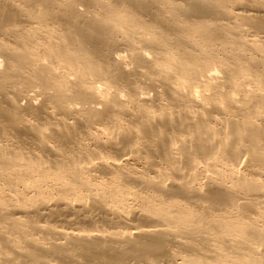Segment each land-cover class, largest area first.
Segmentation results:
<instances>
[{"label": "bare ground", "instance_id": "6f19581e", "mask_svg": "<svg viewBox=\"0 0 264 264\" xmlns=\"http://www.w3.org/2000/svg\"><path fill=\"white\" fill-rule=\"evenodd\" d=\"M241 4L0 0V264H264V53L237 39L264 0Z\"/></svg>", "mask_w": 264, "mask_h": 264}, {"label": "rangeland", "instance_id": "374dc122", "mask_svg": "<svg viewBox=\"0 0 264 264\" xmlns=\"http://www.w3.org/2000/svg\"><path fill=\"white\" fill-rule=\"evenodd\" d=\"M241 1V5H243V2L245 0H239ZM239 37L237 39H242V40H245L247 41L248 45L244 44V48L247 49V52L250 54V55H254L255 57H259L261 56L264 51L259 49V45L261 43H264V28L262 30H255L250 24L246 23L245 21H240L239 22ZM251 40H256L257 43H253L251 42ZM30 94H31V97L33 99V101L37 104V105H41L43 103V96L40 95V90L39 88H36L34 90H32V87H31V90H30ZM22 103L25 105L27 104V101L26 100H23ZM251 170L249 171L247 166L245 165V163L241 162L239 163V175L240 176H248V178H253L252 175H254V173H250ZM255 177H258V178H264V173H262L261 175L260 174H256ZM231 178V176H230ZM202 180H205V178H203ZM200 183L202 184V181L201 179H198L197 181L194 182V186L196 185L197 187L198 186H201ZM35 193V192H34ZM33 194V192H32ZM36 194V193H35ZM56 196H58V194H56ZM15 203H17V200L15 199L14 200ZM38 204V203H37ZM17 205H21V203H18ZM35 202L33 203L32 202V208L35 206ZM254 218L256 219H259L258 218V214H254ZM53 225H55L54 222H52ZM88 229H93L95 228V226H92V225H87L86 226Z\"/></svg>", "mask_w": 264, "mask_h": 264}]
</instances>
